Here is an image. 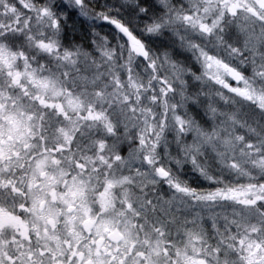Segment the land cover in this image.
<instances>
[{
    "label": "clouds",
    "instance_id": "9594fccd",
    "mask_svg": "<svg viewBox=\"0 0 264 264\" xmlns=\"http://www.w3.org/2000/svg\"><path fill=\"white\" fill-rule=\"evenodd\" d=\"M233 3L239 11L228 13ZM0 46L12 64L0 65V84L9 70L32 72L80 99L68 123L84 114L93 183L127 178L115 188L118 207L125 194L153 205L179 198L171 182L207 187L193 161L214 163L212 142L225 127L245 136L264 123V111L217 83L237 86L208 60L264 88V10L256 0H0ZM23 83L39 91L26 75ZM89 112L100 118L88 121Z\"/></svg>",
    "mask_w": 264,
    "mask_h": 264
},
{
    "label": "snow or ice",
    "instance_id": "6c2138e0",
    "mask_svg": "<svg viewBox=\"0 0 264 264\" xmlns=\"http://www.w3.org/2000/svg\"><path fill=\"white\" fill-rule=\"evenodd\" d=\"M256 2L264 10V0ZM234 11L233 3L227 12ZM208 60L237 86L218 84L264 111V88ZM0 65L12 67L2 46ZM25 75L37 94L24 86ZM7 76L0 84V264H264V123L245 136L225 127L212 142L214 163L193 161L207 187L171 182L179 198L153 205L125 194L118 207L115 188L127 178L93 183L89 173L98 170L85 148L87 121L79 124L84 114L68 123L80 99L32 72ZM99 118L87 114L88 121Z\"/></svg>",
    "mask_w": 264,
    "mask_h": 264
}]
</instances>
